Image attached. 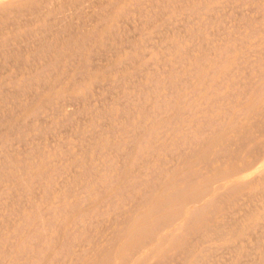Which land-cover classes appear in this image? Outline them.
Here are the masks:
<instances>
[{"label":"rangeland","instance_id":"rangeland-1","mask_svg":"<svg viewBox=\"0 0 264 264\" xmlns=\"http://www.w3.org/2000/svg\"><path fill=\"white\" fill-rule=\"evenodd\" d=\"M6 1L0 264H264V0Z\"/></svg>","mask_w":264,"mask_h":264},{"label":"bare ground","instance_id":"bare-ground-1","mask_svg":"<svg viewBox=\"0 0 264 264\" xmlns=\"http://www.w3.org/2000/svg\"><path fill=\"white\" fill-rule=\"evenodd\" d=\"M5 1H6V0H5ZM5 1H4V0H3V1L1 0V2H5ZM11 1H13V0L6 1V2L9 3V2H11ZM18 1H20V0H18ZM18 1H17V2H18ZM21 1H22V0H21ZM31 1H32V0H31ZM45 1H47V0H45ZM45 1H44V4H46ZM59 1H60V0H59ZM62 1H63V0H62ZM1 2H0V3H1ZM14 2H15V4L17 3L16 1H14ZM14 2H12V3L14 4ZM27 2H28V1H27ZM39 2H40V0H39ZM54 2H55V1H54ZM60 2H61V1H60ZM79 2H80V1H79ZM102 2H103V1H102ZM106 2H107V1H106ZM113 2H114V1H113ZM22 3H23V2H22ZM36 3H37V2H36ZM42 3H43V2H42ZM47 3H48V2H47ZM68 3H69V2H68ZM72 3H73V2H72ZM75 3H76V2H75ZM89 3H90V2H89ZM103 3H104V2H103ZM245 3H246V2H245ZM9 4H10V3H9ZM39 4H40V3H39ZM48 4H49V3H48ZM54 4H55V3H54ZM63 4H64V3H63ZM98 4H99V3H98ZM108 4L110 5V3H108ZM111 4H113V3L111 2ZM3 5H5V3H3ZM26 5H27V4H26ZM29 5H30V4H29ZM31 5H33V4L31 3ZM46 5H47V4H46ZM49 5H50V4H49ZM49 5H48V6H49ZM57 5H58V4H57ZM80 5H81V4H80ZM80 5H79V6H80ZM85 5H86V4H85ZM138 5H139V4H138ZM141 5H142V4H141ZM141 5H140V6H141ZM36 6H37V5H36ZM39 6H40V5H39ZM54 6H55V5H54ZM104 6H105V5H104ZM7 7H8V6H6V8H7ZM21 7H22V6H21ZM31 7H32V6H31ZM61 7H62V6H61ZM65 7H66V6H65ZM106 7H107V6H106ZM0 8H1V7H0ZM16 8H17V7H16ZM22 8H23V7H22ZM29 8H30V7H29ZM42 8H43V7H42ZM51 8H52V7H51ZM71 8H72V7H71ZM74 8H75V6H74ZM102 8H103V7H102ZM110 8H111V7H110ZM125 8H126V7H125ZM17 9H18V8H17ZM46 9H47V8H46ZM65 9H66V8H65ZM81 9H82V7H81ZM84 9H86V8H84ZM108 9H109V8H108ZM123 9H124V8H123ZM13 10H14V9H13ZM13 10H12V11H13ZM24 10H25V9H24ZM27 10H28V9H27ZM34 10H35V9H34ZM71 10H72V9H71ZM101 10H102V9H101ZM104 10H105V9H104ZM8 11H9V10H8ZM12 11H11L10 14H12ZM15 11H16V9H15ZM20 11H21V10H20ZM20 11H18L17 13H19ZM22 11H23V10H22ZM30 11H31V9H30ZM50 11H51V10H50ZM57 11H58V10H57ZM107 11H108V10H107ZM137 11H138V10H137ZM24 12H25V11H24ZM42 12H43V11H42ZM58 12H59V11H58ZM76 12H77V11H76ZM87 12H88V11H87ZM91 12H92V11H91ZM96 12H97V11H96ZM129 12H130V11H129ZM141 12H142V11H141ZM36 13H37V12H36ZM66 13H67V11H66ZM69 13H70V12H69ZM106 13H107V12H106ZM58 14H59V13H58ZM71 14H72V12H71ZM73 14H74V13H73ZM107 14H108V13H107ZM109 14H110V13H109ZM123 14H124V13H123ZM6 15H7V14H6ZM8 15H9V14H8ZM46 15H47V13H46ZM67 15H68V14H67ZM76 15H77V14H76ZM141 15H142V14H141ZM2 16H3V15H2ZM20 16H21V15H20ZM74 16H75V15H74ZM79 16H80V15H79ZM92 16H93V15H92ZM101 16H102V15H101ZM122 16H123V15H122ZM3 17H4V16H3ZM5 17H6V16H5ZM13 17H14V16H13ZM26 17H27V16H26ZM44 17H45V16H44ZM62 17H65V16H62ZM67 17H68V16H67ZM87 17H88V16H87ZM94 17H95V16H94ZM109 17H111V16H109ZM131 17H132V16H131ZM15 18H18V17H15ZM50 18H51V17H50ZM54 18H55V17H54ZM58 18H59V17H58ZM81 18H82V17H81ZM4 19H6V18H4ZM9 19H10V18H9ZM18 19H19V18H18ZM34 19H35V17H34ZM39 19H40V18H39ZM78 19H79V18H78ZM107 19H108V18H107ZM116 19H117V18H116ZM130 19H131V18H130ZM1 20H3V19H1ZM21 20H22V19H21ZM58 20H60V19H58ZM62 20H63V19H62ZM64 20H65V18H64ZM80 20H81V19H80ZM110 20H111V19H110ZM142 20H143V19H142ZM32 21H33V20H32ZM40 21H41V20H40ZM42 21H43V20H42ZM48 21H49V19H48ZM65 21H66V20H65ZM1 22H2V21H1ZM25 22H26V21H25ZM63 22H64V21H63ZM71 22H72V21H71ZM120 22H121V21H120ZM140 22H141V21H140ZM10 23H11V22H10ZM29 23H30V22H29ZM57 23H58V21H57ZM127 23H128V22H127ZM130 23H131V22H130ZM148 23H149V22H148ZM153 23H154V22H153ZM67 24H68V23H67ZM93 24H94V22H93ZM102 24H103V23H102ZM104 24H105V21H104ZM121 24H122V23H121ZM146 24H147V23H146ZM30 25H31V24H30ZM58 25H59V24H58ZM62 25H63V24H62ZM71 25H72V24H71ZM91 25H92V23H91ZM26 26H27V25H26ZM68 26H69V25H68ZM79 26H80V25H79ZM81 26H82V25H81ZM87 26H88V25H87ZM37 27H38V26H37ZM65 27H66V26H65ZM100 27H101V26H100ZM0 28H1V27H0ZM81 28H82V27H81ZM81 28H80V29H81ZM137 28H138V27H137ZM57 29H58V28H57ZM57 29H56V31L59 30V29H58V30H57ZM67 29H68V27H67ZM90 29H91V28H90ZM113 29H116V28H113ZM38 30H39V29H38ZM60 30H61V29H60ZM9 31H10V29H9ZM26 31H27V30H26ZM30 31H31V30H30ZM34 31H35V30H34ZM64 31H65V30H64ZM12 32H13V31H12ZM58 32H59V31H58ZM66 32H67V31H66ZM92 32H93V31H92ZM200 32H201V31H200ZM24 33H25V32H24ZM24 33H23V34H24ZM53 33H54V32H53ZM63 33H64V32H63ZM78 33H79V32H78ZM3 34H6V33H3ZM10 34H11V33H10ZM38 34H39V33H38ZM70 34H71V33H70ZM93 34H94V33H93ZM112 34H114V33H112ZM84 35H85V34H84ZM97 35H98V34H97ZM199 35H200V34H199ZM21 36H22V35H21ZM48 36H49V35H48ZM64 36H65V34H64ZM74 36H75V35H74ZM82 36H83V35H82ZM5 37H6V36H5ZM22 37H23V36H22ZM93 37H94V36H93ZM106 37H107V36H106ZM36 38H37V37H36ZM75 38H76V37H75ZM80 38H81V37H80ZM114 38H115V36H114ZM150 38H151V37H150ZM155 38H156V37H155ZM16 39H17V38H16ZM61 39H62V38H61ZM118 39H119V38H118ZM65 40H66V39H65ZM91 40H92V39H91ZM93 40H94V39H93ZM145 40H146V39H145ZM0 41H1V40H0ZM4 41H5V40H4ZM75 41H76V40H75ZM89 41H90V40H89ZM52 42H53V41H52ZM103 42H104V41H103ZM85 43H86V42H85ZM23 44H24V43H23ZM35 44H36V43H35ZM71 44H72V43H71ZM71 44H70V45H71ZM79 44H80V43H79ZM107 44H108V43H107ZM110 44H111V43H110ZM117 44H118V43H117ZM170 44H171V43H170ZM40 45H41V44H40ZM67 45H68V44H67ZM12 46H13V45H12ZM17 46H18V45H17ZM19 46H20V45H19ZM51 46H52V45H51ZM57 46H58V45H57ZM57 46H56V47H57ZM90 46H91V45H90ZM113 46H114V45H113ZM124 46H125V45H124ZM36 47H37V46H36ZM125 47H126V46H125ZM5 48H6V47H5ZM58 48H59V47H58ZM81 48H82V47H81ZM96 48H97V47H96ZM122 48H123V47H122ZM163 48H164V47H163ZM7 49H8V48H7ZM50 49H51V48H50ZM79 49H80V48H79ZM138 49H139V47H138ZM1 50H2V49H1ZM1 50H0V51H1ZM19 50H20V49H19ZM91 50H92V49H91ZM106 50H107V49H106ZM113 50H114V48H113ZM115 50H116V49H115ZM13 51H14V50H13ZM39 51H40V50H39ZM50 51H51V50H50ZM101 51H102V50H101ZM122 51H123V50H122ZM24 52H25V51H24ZM32 52H33V51H32ZM92 52H93V50H92ZM105 52H106V51H105ZM77 53H78V52H77ZM97 53H98V52H97ZM113 53H114V51H113ZM113 53H112V54H113ZM7 54H8V53H7ZM63 54H64V53H63ZM72 55H73V54H72ZM98 55H99V54H98ZM106 55H107V54H106ZM140 55H141V54H140ZM57 56H59V55H57ZM101 56H102V55H101ZM9 57H10V56H9ZM35 57H36V56H35ZM38 57H39V56H38ZM70 57H71V56H70ZM70 57H69V58H70ZM91 57H92V56H91ZM114 57H115V56H114ZM128 57H129V56H128ZM164 57H165V56H164ZM46 58H47V57H46ZM61 58H62V57H61ZM94 58H95V57H94ZM130 58H131V57H130ZM130 58H128V59H130ZM44 59H45V58H44ZM99 59H100V58H99ZM104 59H105V58H104ZM128 59H127V60H128ZM61 60H62V59H61ZM92 60H93V59H92ZM134 60H135V59H134ZM86 61H87V60H86ZM93 61H94V60H93ZM4 62H5V61H4ZM56 62H57V61H56ZM82 62H83V61H82ZM7 63H8V62H7ZM25 63H26V62H25ZM17 65H18V64H17ZM26 65H27V64H26ZM48 65H50V64H48ZM72 65H73V64H72ZM87 65H88V64H87ZM122 65H123V64H122ZM13 66H14V65H13ZM89 66H90V65H89ZM142 66H143V65H142ZM43 67H44V66H43ZM57 67H58V66H57ZM72 67H73V66H72ZM84 67H85V66H84ZM112 68H113V67H112ZM6 69H7V68H6ZM6 69H5V70H6ZM42 69H43V68H42ZM113 69H114V68H113ZM118 69H119V68H118ZM126 69H127V68H126ZM51 70H52V69H51ZM111 70H112V69H111ZM114 70H115V69H114ZM60 71H61V70H60ZM66 71H67V70H66ZM85 72H86V71H85ZM141 72H142V71H141ZM15 73H16V72H15ZM54 74H55V73H54ZM87 80H88V79H87ZM13 82H14V81H13ZM13 82H12V83H13ZM95 82H96V81H95ZM10 83H11V82H10ZM96 83H97V82H96ZM2 84H3V83H2ZM14 84H15V83H14ZM10 88H11V87H10ZM19 88L21 89V87H19ZM2 89H3V88H2ZM8 90H9V89H8ZM3 92H4V91H3ZM9 92H10V91H9ZM17 92H18V91H17ZM6 93H7V92H6ZM0 94H1V93H0ZM6 95H7V94H6ZM6 95H5V96H6ZM66 96H67V95H66ZM2 97H3V96H2ZM13 97H14V96H13ZM71 100H72V99H71ZM74 100H75V99H74ZM68 104H69V103H68ZM75 105H76V104H75ZM0 107H1V106H0ZM59 108H60V107H59ZM72 111H73V110H72ZM151 123H152V122H151ZM148 124H149V123H148ZM61 127H62V126H61ZM68 127H69V126H68ZM52 129H53V128H52ZM66 129H68V128H66ZM139 129H140V128H139ZM61 131H62V130H61ZM149 132H150V131H149ZM47 134H48V133H47ZM54 137H55V136H54ZM142 141H143V140H142ZM144 142H145V141H144ZM99 150H100V149H99ZM139 152H140V151H139ZM137 157H138V156H137ZM140 157H141V156H140ZM62 159H63V158H62ZM253 164H254V162H253ZM78 165H79V164H78ZM62 169H63V168H62ZM67 169H68V168H67ZM239 171H240V170H239ZM60 173H61V172H60ZM62 173L64 174V172H62ZM217 176H218V175H217ZM38 177H39V176H38ZM221 179H222V178H221ZM216 180H219V179H216ZM219 181H220V180H219ZM137 183H138V182H137ZM175 183H176V182H175ZM187 183H188V182H187ZM209 183H210V182H209ZM166 184H167V183H166ZM140 185H142V184H140ZM140 185H139V186H140ZM189 185H190V184H189ZM204 185H205V184H204ZM186 186H187V185H186ZM200 186H201V185H200ZM130 187H131V186H130ZM133 187H134V186H133ZM208 187H209V186H208ZM219 187H220V186H219ZM238 187H239V186H238ZM240 187H241V186H240ZM172 188H173V187H172ZM172 188H171V189H172ZM203 188H204V187H203ZM209 188H210V187H209ZM247 188H248V187H247ZM144 189H145V188H144ZM193 189H194V188H193ZM197 189H198V188H197ZM201 189H202V188H201ZM207 189H208V188H207ZM210 189H211V188H210ZM166 190H167V189H166ZM178 190H179V189H178ZM183 190H184V189H183ZM194 190H195V189H194ZM150 191H151V190H150ZM153 191H154V190H153ZM180 191H181V190H180ZM186 191H187V190H186ZM197 191H198V190H197ZM205 191H207V190L205 189ZM177 192H178V191H177ZM192 192H193V190H192ZM203 192H204V191H203ZM207 192H208V191H207ZM48 193H49V192H48ZM134 193H135V192H134ZM146 193H147V192H146ZM172 193H173V192H172ZM174 193H175V192H174ZM179 193H180V192H179ZM187 193H188V192H187ZM152 194H153V193H152ZM176 194H177V193H176ZM198 194H199V193H198ZM198 194H197V195H198ZM221 194H222V193H221ZM160 195H161V194H160ZM190 195H191V194H190ZM173 196H174V195H173ZM191 196H192V195H191ZM203 196H204V195H203ZM149 197H151V196H149ZM196 197H197V196H196ZM25 198H26V197H25ZM47 198H48V197H47ZM142 198H143V197H142ZM160 198H161V196H160ZM187 198H189V197H187ZM215 198H216V197H215ZM215 198H214V199H215ZM48 199H49V198H48ZM172 199H173V198H172ZM211 199H213V198H211ZM178 200H179V199H178ZM181 200H182V199H181ZM188 200H189V199H188ZM188 200H187V201H188ZM192 200H193V199H192ZM197 200H198V199H197ZM159 201H160V200H159ZM175 201H177V199H175ZM187 201H186V202H187ZM193 201H194V200H193ZM164 202H165V201H164ZM196 202H197V201H196ZM210 202H211V201H210ZM192 203H193V202H192ZM194 203H195V202H194ZM211 203H212V202H211ZM211 203H210V204H211ZM158 204H159V202H158ZM162 204H163V203H162ZM168 204H169V202H168ZM184 204H185V203H184ZM210 204H209V205H210ZM214 204H215V203H214ZM216 204H217V203H216ZM144 205H145V204H144ZM180 205H181V204H180ZM182 205H183V204H182ZM182 205H181V206H182ZM204 205H205V204H204ZM153 206H154V205H153ZM154 207H156V206H154ZM162 207H163V206H162ZM171 208H172V207H171ZM179 208H180V207H179ZM202 208H203V207H202ZM199 209H200V208H199ZM205 209H206V208H205ZM208 209H209V208H208ZM110 210H111V209H110ZM154 210H156V209H154ZM162 210H163V209H162ZM180 210H181V209H180ZM206 210H207V209H206ZM57 211H58V210H57ZM149 211H150V210H149ZM181 211H182V210H181ZM195 211H196V209H195ZM207 211H208V210H207ZM215 211H216V210H215ZM155 212H156V211H155ZM208 212H209V211H208ZM65 213H66V212H65ZM103 213H104V212H103ZM156 213H157V212H156ZM159 213H161V212H159ZM159 213H157V214H159ZM199 213H200V212H199ZM199 213H197V214H199ZM85 214H86V213H85ZM168 214H169V213H168ZM180 214H181V213H180ZM180 214H179V215H180ZM81 215H82V214H81ZM81 215H80V216H81ZM154 215H155V213H154ZM177 215H178V214H177ZM251 215H252V214H251ZM261 215H262V213H261ZM149 216H150V214H149ZM167 216H168V215H167ZM171 216H172V215H171ZM192 216H193V215H192ZM205 217H206V216H205ZM156 218H157V217H156ZM188 218H189V217H188ZM191 218H193V217H191ZM53 219H55V218H53ZM165 219H166V218H165ZM167 219H168V218H167ZM144 221H145V220H144ZM155 221H156V220H155ZM160 221L162 222V220H160ZM188 221H189V220H188ZM157 222H158V221H157ZM161 222H160V223H161ZM166 222H168V221H166ZM196 222H197V221H196ZM155 223H156V222H155ZM187 223H188V222H187ZM132 224H133V223H132ZM151 224H152V223H151ZM171 224H172V223H171ZM126 225H127V224H126ZM137 225H138V224H137ZM146 225H147V224H146ZM172 225H173V224H172ZM140 226H141V225H140ZM158 226H160V225H158ZM158 226H157V227H158ZM188 226H189V224H188ZM169 227H170V226H169ZM127 228H128V227H127ZM147 228H148V227H147ZM180 228H181V227H180ZM145 229H146V228H145ZM152 229H153V228H152ZM155 229H156V228H154V232H155ZM181 229H182V228H181ZM200 229H201V228H200ZM74 230H75V229H74ZM137 230H138V229H137ZM175 230H176V229H175ZM186 230H187V229H186ZM143 231H144V230H143ZM150 231H151V230H150ZM115 232H116V231H115ZM134 232H136V231L134 230ZM141 232H142V230H141ZM159 232H160V231H159ZM182 232H183V231H182ZM186 232H187V231H186ZM130 233H131V232H130ZM139 233H140V231H139ZM150 233H151V232H150ZM131 234H132V233H131ZM135 234H136V233H135ZM137 234H138V233H137ZM137 234H136V235H137ZM115 235H116V234H115ZM120 235H121V234H120ZM142 235H143V234H142ZM142 235H141V236H142ZM147 235H148V234H147ZM157 235H158V234H157ZM168 235H169V234H168ZM223 235H224V234H223ZM118 236H119V235H118ZM124 236H125V234H124ZM131 236H133V235H131ZM137 236H138V235H137ZM152 236H153V235H152ZM121 237H122V236H121ZM121 237H120V238H121ZM128 237H130V236H128ZM148 237H149V236H148ZM166 237H167V236H166ZM166 237H165V238H166ZM115 238H116V237H115ZM144 238H145V237H144ZM127 239H128V238H127ZM145 239H147V238H145ZM148 239H149V238H148ZM152 239H153V238H152ZM175 239H176V238H175ZM175 239H174V240H175ZM178 239H179V238H178ZM178 239H177V240H178ZM133 240H134V239H133ZM133 240H132V241H133ZM141 240H142V239H141ZM141 240H140V241H141ZM150 240H151V238H150ZM153 240H155V239H153ZM168 240H169V239H168ZM177 240H176V241H177ZM176 241H175V242H176ZM208 241H209V240H208ZM142 242H144V241H142ZM177 242H178V241H177ZM127 243H128V242H127ZM168 243H169V242H168ZM203 243H205V242H203ZM125 244H126V243H125ZM170 244H171V243H170ZM110 245H111V244H110ZM131 245H132V244H131ZM137 245H138V244H137ZM146 245H147V244H146ZM159 245H160V244H159ZM162 245H163V244H162ZM126 246H127V244H126ZM139 246H140V245H139ZM155 246H156V245H155ZM167 246H168V245H167ZM173 247H174V246H173ZM129 249H130V248H129ZM133 249H134V248H132V250H133ZM152 250H153V249H152ZM156 250H157V249H156ZM161 250H162V249H161ZM166 250H168V249H166ZM138 251H139V250H138ZM159 251H160V250H159ZM134 252H135V251H134ZM166 252H167V251H166ZM48 253H49V252H48ZM68 253H69V252H68ZM71 253L73 254V252H71ZM112 255H113V254H112ZM124 255H125V254H124ZM126 255H127V254H126ZM130 255H131V254H130ZM149 255H150V254H149ZM46 256H47V255H46ZM117 256H118V255H117ZM133 256H134V255H133ZM149 257H150V256H149ZM116 258H117V257H116ZM133 258H134V257H133ZM195 258H196V257H195ZM122 259H123V258H122ZM129 259H130V258H129ZM145 260H146V259H145ZM262 260H263V259H262ZM140 261H141V260H140ZM96 262H98V261H96ZM100 262H101V261H100ZM125 262H127V261H125ZM108 263H109V262H108ZM262 263H263V262H262ZM105 264H106V262H105ZM111 264H112V262H111ZM134 264H136V263H134ZM139 264H140V263H139ZM142 264H144V263H142Z\"/></svg>","mask_w":264,"mask_h":264}]
</instances>
